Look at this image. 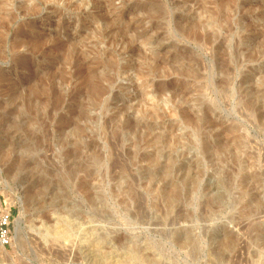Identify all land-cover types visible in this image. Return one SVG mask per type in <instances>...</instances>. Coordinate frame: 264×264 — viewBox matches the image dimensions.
Masks as SVG:
<instances>
[{
  "label": "rangeland",
  "instance_id": "374dc122",
  "mask_svg": "<svg viewBox=\"0 0 264 264\" xmlns=\"http://www.w3.org/2000/svg\"><path fill=\"white\" fill-rule=\"evenodd\" d=\"M0 264H264V0H0Z\"/></svg>",
  "mask_w": 264,
  "mask_h": 264
},
{
  "label": "built area",
  "instance_id": "2783aa9c",
  "mask_svg": "<svg viewBox=\"0 0 264 264\" xmlns=\"http://www.w3.org/2000/svg\"><path fill=\"white\" fill-rule=\"evenodd\" d=\"M12 217L11 210L0 212V246L3 248L10 246L13 241Z\"/></svg>",
  "mask_w": 264,
  "mask_h": 264
},
{
  "label": "bare ground",
  "instance_id": "6f19581e",
  "mask_svg": "<svg viewBox=\"0 0 264 264\" xmlns=\"http://www.w3.org/2000/svg\"><path fill=\"white\" fill-rule=\"evenodd\" d=\"M2 247V246H1Z\"/></svg>",
  "mask_w": 264,
  "mask_h": 264
}]
</instances>
